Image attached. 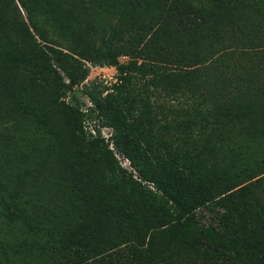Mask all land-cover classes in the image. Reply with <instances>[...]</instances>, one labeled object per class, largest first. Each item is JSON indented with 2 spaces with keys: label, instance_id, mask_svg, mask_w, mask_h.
Segmentation results:
<instances>
[{
  "label": "trees",
  "instance_id": "obj_1",
  "mask_svg": "<svg viewBox=\"0 0 264 264\" xmlns=\"http://www.w3.org/2000/svg\"><path fill=\"white\" fill-rule=\"evenodd\" d=\"M17 1L28 19L20 27L31 34L29 26L36 29L33 9L40 0ZM112 2L120 6L118 0ZM128 2L133 8L137 6L136 0ZM170 2L183 15L171 13L167 19L153 16L127 31H110L108 39L114 45L104 63L122 70L117 57L121 53L129 55L125 67L147 76L156 94L162 95L164 101L169 99L171 102H166L172 105L148 98L136 112L111 106L84 86L92 104L90 110L102 125L112 128L110 139L115 149L129 159L140 179H133L130 174L128 187L117 182L111 186L109 194L118 196L111 209L134 233L137 244L146 248L144 251L166 253L172 263L264 264V226L258 229L264 221L263 158L256 163L257 174H249L231 187L226 182L196 179L183 172L184 164L178 162L167 139V134L179 132L180 138L188 141L187 133L193 124L217 135L234 131L251 137L263 134L257 125L241 117V110L257 104L264 93V0ZM52 4L49 16L53 21L70 28L71 20L79 16L83 23L79 20L76 25L90 27V14L79 0H56ZM181 17L186 18L187 25ZM76 29L71 26L69 32ZM38 34L44 43L43 52L58 68L53 71L60 82L67 78L69 86L78 85L76 68L46 35L40 31ZM180 38L181 49L171 47L173 40ZM79 40L82 46L91 44L85 35ZM80 55L86 56V51ZM147 57L149 60L144 63ZM6 70L38 104L24 106L26 118L39 120L42 115L48 124L46 129L55 133L65 160L78 167L80 176L94 178L96 160L84 151L79 109L72 111L52 90L35 83L24 65L7 66ZM212 111L219 114L213 122ZM18 139L22 141L20 135ZM160 148L167 153L165 156L159 154ZM141 179L157 186L164 199L143 189ZM201 207L211 214L207 223L197 214ZM159 209L162 215L157 216ZM170 216L173 221H167ZM252 225L257 229L245 230ZM103 233L83 245L82 252L69 244L71 252L66 257L77 258V264H126L120 258L114 260V254L105 253L108 240L106 237L103 241L106 231Z\"/></svg>",
  "mask_w": 264,
  "mask_h": 264
},
{
  "label": "rangeland",
  "instance_id": "obj_2",
  "mask_svg": "<svg viewBox=\"0 0 264 264\" xmlns=\"http://www.w3.org/2000/svg\"><path fill=\"white\" fill-rule=\"evenodd\" d=\"M52 1L56 0H40L33 9L36 29L30 25V34L20 27L28 23V19L19 2L0 0V264H77V258L66 257L71 252L69 244L82 252L83 245L104 231L103 241L106 237L108 240L105 253L114 254V260L120 258L126 264H175L166 253L144 251L146 248L137 244L134 233L111 209L118 197L109 194L111 186L117 182L128 187L130 174L133 179H140L129 159L115 149L110 139L112 128L102 125L90 110L92 104L84 86L87 92L111 106L136 112L148 98L172 105L169 99L166 102L162 95L156 94L147 76L125 67L129 55L121 53L117 57L118 64L124 67L122 70L104 62L113 49L114 43L108 39L113 29L127 31L153 16L167 19L171 18V13L183 14L177 13L170 0H136L134 8L128 0H118L120 6L112 0H79L81 7L90 14L87 17L90 27L77 26L76 21L81 19L74 17L70 28L77 29L70 33L67 24L53 21L49 16ZM181 20L188 24L185 17ZM38 31L46 35L76 68L78 85L69 86L67 78L60 82L53 71L58 68L43 52L45 47ZM82 35L91 41L89 46L80 43ZM182 45L181 38L171 43L177 50ZM83 50L86 56L80 55ZM148 60L149 57L144 63ZM141 61L139 58L138 64ZM23 65L30 70L35 83L52 90L72 111L76 107L79 109L83 148L88 156H93L92 160H96L94 178L80 176L78 167L65 160L55 133L50 132L51 128L46 129L48 124L42 115L39 120L26 118L24 106L38 104L6 70L7 66ZM241 111V117L257 125L263 134L251 137L234 131L217 135L198 124L191 125L188 141L181 139L179 132L167 134L173 154L178 155L182 166L184 164L183 172L196 179L226 182L231 187L249 174H257L256 163L264 160V93L257 104ZM211 114L212 122L219 118L217 111ZM94 139L98 143H93ZM159 154L165 156L167 153L160 148ZM154 156L160 161L158 155ZM140 183L149 194L162 197L161 190L152 182L141 179ZM168 205L173 207L171 202ZM197 212L203 223L211 219V214L203 207ZM156 214L162 215L161 209ZM170 217L167 221H173L174 217ZM262 226L264 221L258 229ZM253 229H257L255 225L245 230ZM240 230L243 229L240 228L239 233Z\"/></svg>",
  "mask_w": 264,
  "mask_h": 264
}]
</instances>
